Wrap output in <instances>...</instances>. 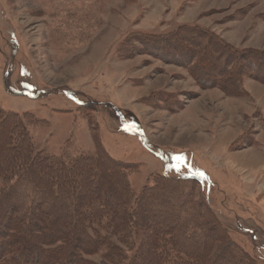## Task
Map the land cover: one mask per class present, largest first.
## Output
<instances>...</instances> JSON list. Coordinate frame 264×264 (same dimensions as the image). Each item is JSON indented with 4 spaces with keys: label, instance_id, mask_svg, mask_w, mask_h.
I'll list each match as a JSON object with an SVG mask.
<instances>
[{
    "label": "rangeland",
    "instance_id": "1",
    "mask_svg": "<svg viewBox=\"0 0 264 264\" xmlns=\"http://www.w3.org/2000/svg\"><path fill=\"white\" fill-rule=\"evenodd\" d=\"M190 29L264 51V0H0V107L22 117L44 155L69 163L99 145L133 165V202L155 185L169 199L157 180L193 175L199 184L175 189L204 201L248 264H264V82L240 76V93L228 94L211 84L212 69L191 72L188 39L204 37ZM155 38L167 39L154 45L162 51L182 42L180 63L151 50ZM15 181L0 174V188ZM114 223L92 227L130 257L141 233ZM107 251L84 256L112 264Z\"/></svg>",
    "mask_w": 264,
    "mask_h": 264
},
{
    "label": "trees",
    "instance_id": "2",
    "mask_svg": "<svg viewBox=\"0 0 264 264\" xmlns=\"http://www.w3.org/2000/svg\"><path fill=\"white\" fill-rule=\"evenodd\" d=\"M189 32L204 37L200 41L186 37L194 45L187 48L194 64L191 72L212 69L216 82L211 84L228 94L240 93V78L245 75L264 82L259 68L264 51H238L207 31ZM164 40L155 38L149 48L167 52L180 63L177 52L186 47L178 41L173 46L169 42L172 47L164 51L154 46ZM244 61L251 68H242ZM100 168H106L110 178L104 179ZM133 168L99 145L96 155L78 156L69 163L44 155L35 149L22 117L0 107V174L18 177L0 188V264H94L84 255L103 246L112 264H248L204 201L195 202L190 189H175L179 183L199 184L196 177L162 176L157 185L162 182L163 190L170 187L169 199L156 198L155 185L145 187L133 202L127 180ZM175 200L179 212L171 210ZM104 220L116 222L118 232L141 233V243L131 248L130 257L92 227Z\"/></svg>",
    "mask_w": 264,
    "mask_h": 264
}]
</instances>
